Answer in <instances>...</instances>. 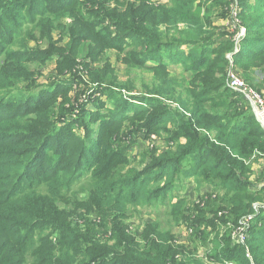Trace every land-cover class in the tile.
Returning a JSON list of instances; mask_svg holds the SVG:
<instances>
[{
    "label": "trees",
    "instance_id": "16d2710c",
    "mask_svg": "<svg viewBox=\"0 0 264 264\" xmlns=\"http://www.w3.org/2000/svg\"><path fill=\"white\" fill-rule=\"evenodd\" d=\"M221 1L228 6L229 0ZM255 1L252 6L240 0L242 8L234 19L245 37L234 53L235 33L216 28L214 11L206 8L202 14L194 0H173L166 6L152 0H46L47 5L40 0H0V264H264V213L254 208L263 205L264 187H251L248 167L254 157L264 155V130L221 76L228 52L246 82L254 85L257 72L264 74V0ZM23 11L33 14L20 16L17 23L16 13ZM221 15L228 20L226 9ZM105 22L124 38L112 40L107 30L98 29ZM26 25L34 31L25 32ZM38 34L49 40L50 51L30 50L28 43ZM61 44L65 47L59 48ZM185 46L190 50L179 51ZM83 49L88 50L85 56ZM111 49L125 55L131 70L155 73L146 85L150 106L130 109L116 99L117 109L110 116L116 120L95 116L102 124L89 128L88 140L82 142L68 131L85 127L91 111L82 106L83 114L74 115L76 102L68 103L71 88L36 98L46 89L37 82L42 75L38 66L57 56L61 74L70 81L98 89L110 83L131 95L133 82L120 87L107 81L106 69L89 68ZM83 62H88L87 70L81 69ZM250 68L253 72H247ZM178 69L183 77L174 78ZM166 101L178 103L188 117ZM57 110L62 115L56 120ZM131 110L133 116L120 117ZM166 114L177 122L172 129L163 120ZM62 121L69 124L60 127ZM124 121L135 130L165 133L168 145L176 147L158 158L150 150L130 158L119 148L124 136L115 130ZM193 154L198 156L189 159ZM185 161L193 169L183 174L215 187V200L198 196L164 202L180 180ZM159 203L169 208L174 227L189 229L185 244H177L175 232L159 220L147 223L138 238L129 233V207L156 208ZM218 213H223L224 225L256 223L246 227V244L232 247L230 237L221 233L207 242L208 227L217 226L210 216Z\"/></svg>",
    "mask_w": 264,
    "mask_h": 264
},
{
    "label": "rangeland",
    "instance_id": "374dc122",
    "mask_svg": "<svg viewBox=\"0 0 264 264\" xmlns=\"http://www.w3.org/2000/svg\"><path fill=\"white\" fill-rule=\"evenodd\" d=\"M154 4L156 5H161V6H166L169 5L170 2L173 0H152ZM41 3L44 5L51 3V0L49 3H46V0H40ZM195 2V7L199 9H203L202 14L205 12L206 8H209L211 11H214L212 20H213V25L216 26V28H220L221 31L229 30L233 33L234 35V53L239 52L240 47L242 45L244 35L240 36L241 29L237 30L236 22L234 19V15L237 14L242 8L240 0H229L228 6L223 5L221 0H194ZM222 2V3H220ZM122 5L124 4L121 2ZM208 5H205L207 4ZM256 1L255 0H249L250 5H255ZM202 8H201V7ZM112 9L116 8V4L114 3L111 5ZM122 7V6H121ZM120 7V8H121ZM231 8H233L232 14L231 13ZM126 8L124 7L123 10ZM227 10V15L229 16L228 20L226 21L223 19L221 12L223 10ZM230 11V12H229ZM33 14V13H32ZM27 14L26 11H23V13L19 14L18 12L16 13V18L15 21L19 23L20 21V16L24 15L25 17L32 16ZM29 19V18H28ZM65 20V19H64ZM64 20L62 23L64 24ZM28 21V20H24ZM66 25H69L70 22L68 20L65 21ZM179 27V26H178ZM103 28L106 31L108 35H110L112 40H117V38H124L120 37V33H116L115 28L113 26H110L108 22H105L104 24L101 23V25L98 26V29L103 31ZM180 29L184 30L186 27L184 25H180ZM34 31L32 29L31 25H26L24 28V31L27 32V30ZM244 30V28H242ZM219 29L216 31V35L220 34L221 31ZM49 31V27H47L45 30L41 31L42 35H45L46 32ZM245 31V30H244ZM40 34V35H41ZM39 34L36 35L35 39L31 40V42L28 43V47H30V50L38 53V52H48L51 50L49 48V40H46L43 37H41ZM60 37V32L55 33L54 39L55 41H58ZM120 42L125 43L128 42L124 39H122ZM219 45H214V48H217ZM60 47H65V44H61L58 46ZM84 48V46H81ZM17 50H21L16 47ZM190 48L187 46L183 47L181 52H187L189 51ZM84 56L88 53L87 49H83ZM173 53H170L168 57L170 56H175L176 51H172ZM39 54V53H38ZM105 56L103 57V60L101 59L99 63H96L95 65L89 67L93 70L96 69H101L107 70L108 76H107V81L117 83L120 87H129L130 83H134V91L130 94H125V91L127 89H120L118 87H111L112 85L110 83H107L106 88L98 89L95 86L93 87H83L79 84L78 81H70L69 75H64L61 74V67L57 65L55 62L56 57L52 59L51 61H48L40 66H38V70L41 72L42 75L38 76V84L41 85L44 88V90L38 94V96H35L36 98H45V94L47 93H52L54 91H57L59 88H71L69 92L68 98L71 100V102L74 105L75 104V114H78L79 116L82 115V106H87V108L91 111L90 114L87 115L85 127L82 125L80 127L75 128L73 131L70 129L68 132L71 133L73 138H77L82 142H86L88 140V129L89 128H94L98 129L100 125L102 124V119H95L94 117L97 116L98 118H106V122H114L113 119L110 120V116L112 113L116 111V104L115 100L120 99L124 100L130 107V109H138L142 108L144 106H150V102L147 100L150 99V97L145 96L146 95V85L150 84L154 79L155 73L153 71H145V70H140V71H135L131 70L130 67L128 66L127 62L125 60V55L123 53H119L114 49L107 50L104 54ZM150 59V56L148 57ZM227 58V64L225 65L226 72L225 75L223 76V84L226 87L227 81H228V76L230 73L234 72L235 74L239 75L242 79L246 80L243 76V73L241 71V67L235 63V56L233 53L228 52L226 55ZM88 62H83L81 64V69L87 70V64ZM90 63V62H89ZM129 67V68H128ZM171 68L174 67L173 64L170 65ZM247 72H253V69H249ZM174 78H181L183 77V73L180 69L178 71L174 72L172 74ZM80 78H82L79 75ZM216 79L218 78V75H214ZM213 78V79H215ZM257 81L255 84H251L246 82L255 92H257L262 99L264 100V88H262V82L264 80V74H260L257 72V75L255 77ZM51 85V86H50ZM53 85V86H52ZM262 88V90L260 89ZM41 90V89H40ZM39 90V91H40ZM112 90V91H110ZM238 94V93H237ZM126 95V96H125ZM239 99L242 101V106H245V104H248L250 106L252 114L255 116L256 115L251 107V105L247 102V100L240 94H238ZM66 103L65 101H63ZM165 102V100H164ZM168 106H171L172 109L180 114L186 115L188 117V113L185 112L184 108L178 105L176 102H169L166 101ZM81 108V109H80ZM66 109H67V104H66ZM184 109V110H183ZM134 114L132 110L127 112V114L120 116V117H126L129 115ZM61 112L60 110H57L55 112V119L57 120L58 118L61 117ZM37 115H34L33 117H36ZM64 119V117H62ZM96 120L98 122H96ZM163 120L167 122V127L173 128L174 125L177 124L172 117L171 114H166L163 116ZM180 119H178L179 122ZM60 127L63 125H68V122H63L61 123ZM136 126L139 125L138 121L135 123ZM131 123L127 122H122L120 124H117L115 126L116 133L121 132L122 136H124L125 140L120 144L119 148H122L127 155L130 158L136 157L142 153H147L150 150L151 154H154L155 157H160L164 153H167L169 151L168 148H175L176 145L169 146L168 145V135L163 133V134H153L149 133L145 129H140V130H135L133 129ZM62 129V128H61ZM99 130L96 132L98 134ZM115 133V134H116ZM96 134L90 135L91 140H94L96 138ZM118 146V145H116ZM197 154L190 155L189 159L197 157ZM150 161V160H149ZM191 161V160H190ZM133 162V161H131ZM135 166V165H133ZM251 168L252 174H251V182L254 183L253 188H256L259 186L258 184L261 183L262 187H264V157L257 155V157H254L252 160V164L248 166ZM191 169H193V165L190 162H184L182 163V168H181V178L176 184V186L168 192V195H166L165 201L164 202H170L171 200H176L177 198H182V197H189L190 200H196L198 196L202 198H212L215 200L217 194H216V188L213 187L212 185L200 181L198 178H192V177H186L184 172H189ZM187 170V171H185ZM260 180V182L258 181ZM263 180V181H262ZM257 181V182H256ZM262 181V182H261ZM257 183V186H256ZM223 194V192H221ZM262 197L264 196V191L261 193ZM81 200H84L85 197L82 196L80 197ZM161 200V199H160ZM161 202V201H160ZM263 205H264V199L262 200ZM156 204V203H155ZM159 205L155 207H135V206H130L129 207V214L128 217L125 220V225L128 228V231L131 235L135 237H140L142 233L146 229V224L152 221L159 220L161 221L163 228H169L172 229L177 237V244H185L188 239H190V231L189 229H181L180 226L174 227L170 223V218L167 215V212L169 211V208L167 206ZM216 205V203L214 204ZM262 205V206H263ZM207 208H211L212 206H207ZM262 213H264V210H262ZM210 216V215H209ZM210 218H215L217 221V226H211L208 228H211V234L209 235L208 241H213L217 238V236L221 233L222 235L226 236L228 235L230 239L232 240V247L235 245L239 244H246L248 239L250 238L247 228L252 227L256 223L247 220L245 223L242 221L241 226H236L234 225L233 222H227L225 225L221 223V219L223 218V213H218L217 215H211ZM255 223V224H254ZM248 232V235H247ZM203 254H205L203 252ZM202 255V253H201ZM229 262V261H228ZM230 264H239L237 261H230Z\"/></svg>",
    "mask_w": 264,
    "mask_h": 264
},
{
    "label": "built area",
    "instance_id": "2783aa9c",
    "mask_svg": "<svg viewBox=\"0 0 264 264\" xmlns=\"http://www.w3.org/2000/svg\"><path fill=\"white\" fill-rule=\"evenodd\" d=\"M241 34L245 36V31L243 29H241L240 36H242ZM226 87L231 91L242 95L247 100L256 115V120L264 130V100L262 97L255 92L244 79L234 72L229 74ZM254 208L256 212H259L260 209L264 210V205L260 206L257 204Z\"/></svg>",
    "mask_w": 264,
    "mask_h": 264
}]
</instances>
